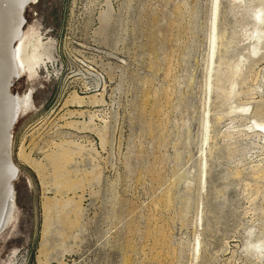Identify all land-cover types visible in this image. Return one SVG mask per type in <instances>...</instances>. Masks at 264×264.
<instances>
[{
  "label": "rangeland",
  "instance_id": "rangeland-1",
  "mask_svg": "<svg viewBox=\"0 0 264 264\" xmlns=\"http://www.w3.org/2000/svg\"><path fill=\"white\" fill-rule=\"evenodd\" d=\"M34 2L0 264H264V0Z\"/></svg>",
  "mask_w": 264,
  "mask_h": 264
},
{
  "label": "bare ground",
  "instance_id": "bare-ground-1",
  "mask_svg": "<svg viewBox=\"0 0 264 264\" xmlns=\"http://www.w3.org/2000/svg\"><path fill=\"white\" fill-rule=\"evenodd\" d=\"M33 2L34 0H0V233L5 230L10 218H12L15 207L12 184L18 171L11 162V129L18 115L21 112L27 111L32 105L31 92L23 95H11L9 88L14 80L22 76H27L28 78L35 77L36 62L40 60L37 54L39 53L38 46L41 44V41L32 38L26 43L21 33L23 11L27 5L33 4ZM217 2L218 0H214L213 2L212 11L214 18L218 9ZM255 18L260 20V24L264 23V7L256 11ZM261 33L262 29L256 32V40H260ZM215 38V34H213L210 40L212 46L211 57L213 56ZM93 101L96 103L95 98ZM93 101L89 103L92 104ZM67 102L81 107L85 103V100L83 97L73 94ZM81 126H84V124ZM253 127L264 131V122L253 121ZM26 161L30 162L28 159ZM36 169L39 171L38 167ZM49 202L45 200L43 209L50 208ZM45 225L46 223L44 227ZM44 249L43 245L39 249L37 264H45V261L41 259L42 256L44 257Z\"/></svg>",
  "mask_w": 264,
  "mask_h": 264
}]
</instances>
